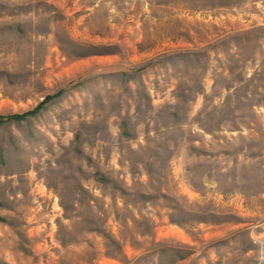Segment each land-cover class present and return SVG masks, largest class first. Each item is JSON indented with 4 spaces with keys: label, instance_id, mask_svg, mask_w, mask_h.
I'll use <instances>...</instances> for the list:
<instances>
[{
    "label": "rangeland",
    "instance_id": "374dc122",
    "mask_svg": "<svg viewBox=\"0 0 264 264\" xmlns=\"http://www.w3.org/2000/svg\"><path fill=\"white\" fill-rule=\"evenodd\" d=\"M0 264H264V0H0Z\"/></svg>",
    "mask_w": 264,
    "mask_h": 264
},
{
    "label": "trees",
    "instance_id": "16d2710c",
    "mask_svg": "<svg viewBox=\"0 0 264 264\" xmlns=\"http://www.w3.org/2000/svg\"><path fill=\"white\" fill-rule=\"evenodd\" d=\"M38 110L36 109L35 111H30V112H26V113H23L21 115H12V116H9V117H0V123L4 122V121H10V120H20V119H24L26 118L27 116L29 115H34Z\"/></svg>",
    "mask_w": 264,
    "mask_h": 264
}]
</instances>
